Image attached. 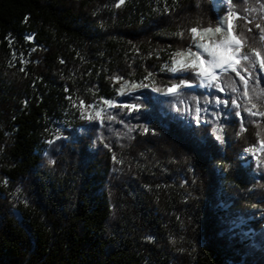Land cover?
Returning a JSON list of instances; mask_svg holds the SVG:
<instances>
[{
  "label": "trees",
  "instance_id": "1",
  "mask_svg": "<svg viewBox=\"0 0 264 264\" xmlns=\"http://www.w3.org/2000/svg\"><path fill=\"white\" fill-rule=\"evenodd\" d=\"M262 5L0 0V264H264V152L244 157L264 117L243 81L155 91L200 84L165 65L229 11L264 54ZM245 65L264 111V71ZM114 77L150 85L119 96ZM108 100L124 105L87 118Z\"/></svg>",
  "mask_w": 264,
  "mask_h": 264
},
{
  "label": "snow or ice",
  "instance_id": "2",
  "mask_svg": "<svg viewBox=\"0 0 264 264\" xmlns=\"http://www.w3.org/2000/svg\"><path fill=\"white\" fill-rule=\"evenodd\" d=\"M227 2L228 4H232L233 0H227ZM119 3L124 4L125 0H119ZM262 8H264V5H262ZM238 19H240V17L234 11H229L227 17L216 27L209 26L203 29L196 27L191 28L189 31L198 50L193 52L190 47L186 51H177L173 53V66L170 67L169 70L174 73L178 71H193L196 76L199 77L200 85L205 87H219V81L222 75L229 72L235 73L236 76H239L240 80L243 81V96L248 97V103L251 105L250 107L245 108V111L251 116L264 117V111H260L258 105L254 103L252 97L249 96L248 80L241 75L240 71L243 69L244 72L248 73L249 78H254L249 67L245 65V62H247V65H250L252 69L256 68L258 64L259 69L264 71V54H262L260 49L249 46L248 38L245 36L244 32L236 30L238 26L234 21ZM248 23H252V21H248ZM245 27L248 32H252V28H247L246 25ZM255 27L259 30V41L264 43V26L256 24ZM178 35L183 36V33H178ZM217 35H219V39H209L208 42H205V37H215ZM197 37H199V40H197ZM246 46L247 50L245 51ZM200 50L207 55V59H205V56L202 55ZM177 57H179V59H177ZM165 67L167 68L168 65H165ZM151 75L152 74L149 73V76ZM114 79L119 82L123 77H114ZM187 83V81H181V84H173L167 89L155 88V91L175 95L179 88L182 85H187ZM147 86L148 85L143 83L137 84L132 82L129 85L128 82H125V84L122 85V89L128 87L135 89ZM220 91H224V88L220 87ZM232 91H238V89L233 87ZM121 94H124L123 91H121ZM105 103L110 107L114 106V103L111 100L105 101ZM223 103L226 104L228 101L225 100ZM233 103L235 104L236 101H233ZM81 104H83V101H81ZM130 107L135 110L137 105H131ZM200 111L201 109L197 107V120H199ZM102 112L103 109L97 111L95 117L88 116L87 118H100L102 120ZM237 115H239V113H237ZM108 119L111 120L114 119V117L109 116ZM257 126L259 127V125ZM241 128L246 131V129L243 128V124H241ZM144 131L147 132L148 128L145 127ZM222 131L223 129H219L216 134V138L221 142H223L224 139ZM257 136L261 137V146H253L252 148L246 149V151L253 153V155H255L257 151L264 152V130L258 132ZM260 163L264 164V161H260Z\"/></svg>",
  "mask_w": 264,
  "mask_h": 264
},
{
  "label": "rangeland",
  "instance_id": "3",
  "mask_svg": "<svg viewBox=\"0 0 264 264\" xmlns=\"http://www.w3.org/2000/svg\"><path fill=\"white\" fill-rule=\"evenodd\" d=\"M225 1H227V0H214V3H215V5L217 6V7H220ZM227 17V15L222 19V21L225 19ZM221 21V22H222ZM28 39L29 40H31L32 39V37L31 36H28ZM209 39H219V35H217V36H215V37H211V36H208V37H205V42H208V40ZM197 40H199V37H197ZM198 49L196 48V50L194 51V52H196ZM201 51V53H202V55H204L205 56V59H207V55L206 54H204L203 52H202V50H200ZM177 59H179V57H177ZM173 66V58H172V61H171V63H170V65L168 66V69L170 68V67H172ZM170 71V70H169ZM171 72V71H170ZM179 72H181V71H178V72H172V73H174V74H177V73H179ZM184 76H187V75H184ZM245 79H246V77H245ZM200 81V80H199ZM125 82H127V81H120V82H117V85H118V87H119V96H124V95H131V94H133V93H137L138 91H140L142 88H146V87H138V88H135V89H132L131 87H128V88H126V89H122V85H124L125 84ZM129 83V82H128ZM131 83H129V85H130ZM145 85H150V82H146V83H144ZM147 86V87H148ZM185 87H187L189 90H196L197 88H201V89H203V90H206V89H209L210 87H205V86H201L200 84L198 85V86H195L194 84H191V83H187V85H184ZM219 87H221V85H219ZM121 91H123V93L124 94H121ZM221 92H225V90L224 91H221ZM172 95V94H171ZM111 101H113V103H114V106H118V105H124V103H122L121 101H115V100H111ZM114 106H109V105H107L106 103H105V101L103 102V103H99V104H97V105H95L94 107H92V108H89V109H86V108H83V111H84V113L87 115V116H93V117H95V115H96V112L97 111H100L101 109H103V111L105 110V109H109V108H112V107H114ZM261 145H260V143H258V145L256 146V147H260ZM261 152H259V151H257L256 153H255V155H253V153H250V152H248V151H246L245 152V154H244V157L245 158H248V157H253L254 159L256 158V156L257 155H259Z\"/></svg>",
  "mask_w": 264,
  "mask_h": 264
}]
</instances>
